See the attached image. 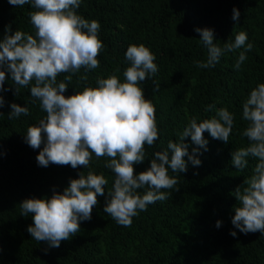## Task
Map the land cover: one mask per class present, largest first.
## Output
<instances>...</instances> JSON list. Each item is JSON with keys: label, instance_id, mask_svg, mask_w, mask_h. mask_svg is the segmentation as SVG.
<instances>
[{"label": "trees", "instance_id": "obj_1", "mask_svg": "<svg viewBox=\"0 0 264 264\" xmlns=\"http://www.w3.org/2000/svg\"><path fill=\"white\" fill-rule=\"evenodd\" d=\"M234 8L240 13L238 21L232 19ZM31 11H35L31 5L17 7L0 0V40L8 25L11 34L19 30L35 35ZM77 13L100 23L99 38L105 49L98 57V69H81L73 75L66 97L97 87V78L115 74L124 82L123 72L130 66L125 60L129 45L143 44L156 56L157 74L140 86L145 99L155 105L160 139L153 147L145 146V161L134 165L136 174L150 167L154 153L166 150L169 140L180 142L179 134L193 117L199 123L227 108L234 115L233 131L228 143L205 132L208 150L200 149L201 165L194 167L185 157L187 172L178 175L169 169V176L179 181V191L162 190L170 193L166 201L149 205L130 227H123L103 211L115 179L104 167L107 158L93 155L89 168L38 165L36 157L43 145L34 150L24 138L28 127L38 125L46 113L38 100L32 102L31 86L16 94L7 74L6 91L0 92L5 101L0 108V264H264V234L245 235L232 224L240 206L233 193L245 186L244 179L253 175L257 160L248 157L243 171L231 164L232 153L250 143L242 135L248 126L242 119V105L251 90L264 83V0H82ZM197 28L213 29L215 43L221 47L244 31L254 47L239 70L234 65L243 48L222 56L214 68H197L195 61L207 59ZM65 75L58 76V82ZM154 82L160 86L155 92ZM12 103L27 107L30 115L8 119ZM208 105H214V110L205 111ZM184 143L189 154L198 147L190 137ZM89 171L108 180L91 220L81 221V231L59 248L33 239L27 231L32 216L21 215L20 204L26 199H50L53 190L63 194L70 179ZM138 191L142 195L145 190ZM217 221L222 222L219 228ZM233 231L235 237L230 235Z\"/></svg>", "mask_w": 264, "mask_h": 264}, {"label": "clouds", "instance_id": "obj_2", "mask_svg": "<svg viewBox=\"0 0 264 264\" xmlns=\"http://www.w3.org/2000/svg\"><path fill=\"white\" fill-rule=\"evenodd\" d=\"M8 3L17 7L31 5L35 9L29 12L35 35L19 30L11 34V25H8L0 40V92L6 91L4 83L10 73L16 94L21 88L31 86L32 102L38 100L46 113L38 125L28 127L25 143L34 150L43 145L36 160L45 168L50 164L89 168L93 155L96 159L107 158L104 167L114 173L115 179L107 192L103 211L118 225L130 227L133 218L147 211L149 205L166 201L170 193L162 190L179 191L176 188L179 181L169 176V169L179 175L187 172L188 162L194 167L201 165L200 149L208 150L205 132L213 139L229 142L234 115L227 108L216 110L215 117L199 123L193 117L179 134L180 142L169 140L166 150L154 153L150 167L136 174L134 165L145 161V146L153 147L160 139L155 105L145 99L140 86L157 74L156 56L143 44L129 45L125 60L130 66L123 72L124 82L115 74L97 78V87H85L66 97L64 93L73 75L81 69L87 72L100 67L98 57L105 49L99 38L100 23L77 13L82 0H8ZM239 16V10L234 8L232 19L238 21ZM195 31L207 48L206 61L194 62L197 68H214L222 56L243 48L234 65L239 70L247 59L246 53L254 47L248 43L244 31L223 47L215 43L213 29L197 28ZM61 74L68 75L58 82ZM80 79L86 81L87 76ZM159 87L155 84L154 92ZM4 105L0 96V108ZM10 107V120L30 115L27 107L16 103ZM242 109V119L248 122L242 135L250 143L232 153L231 164L243 171L248 157L255 158L257 163L253 175L244 179L245 186L237 187L233 193L240 206L235 208L232 224L245 235L264 234V83L251 90ZM211 110L214 105L205 109ZM188 137L198 146L191 154L189 145L184 143ZM107 184L103 174L89 171L84 175L81 172L78 179L69 180L63 194L53 190L50 199L24 200L20 204L21 215H31L33 220V225L27 228L28 233L50 248H59L62 241L70 240L81 231V221L91 220L93 208L99 204L98 197L105 196ZM141 189L145 190L142 195L138 191ZM221 224L217 221L216 227ZM230 235L235 237L236 232Z\"/></svg>", "mask_w": 264, "mask_h": 264}]
</instances>
